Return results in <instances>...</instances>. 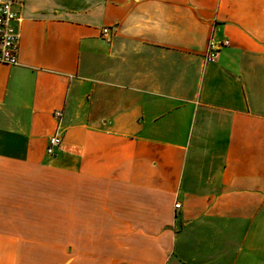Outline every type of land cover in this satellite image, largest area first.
Here are the masks:
<instances>
[{"label": "crops", "instance_id": "0c3cea01", "mask_svg": "<svg viewBox=\"0 0 264 264\" xmlns=\"http://www.w3.org/2000/svg\"><path fill=\"white\" fill-rule=\"evenodd\" d=\"M13 1L0 264H264V0Z\"/></svg>", "mask_w": 264, "mask_h": 264}, {"label": "built area", "instance_id": "2783aa9c", "mask_svg": "<svg viewBox=\"0 0 264 264\" xmlns=\"http://www.w3.org/2000/svg\"><path fill=\"white\" fill-rule=\"evenodd\" d=\"M22 20L21 14L15 10V2L13 0H0V65H19L20 25ZM102 35L110 40V36L112 35L111 28H104ZM229 44V41L216 42L212 40L208 46L206 61H215L219 51L229 46ZM54 118L57 121V127L49 138L47 147V154L49 155H53L63 145L61 126L63 112L60 110L56 111ZM180 208V203L176 204V209Z\"/></svg>", "mask_w": 264, "mask_h": 264}]
</instances>
